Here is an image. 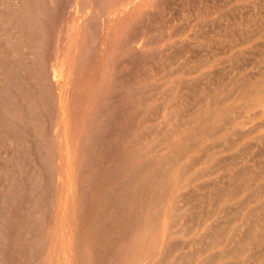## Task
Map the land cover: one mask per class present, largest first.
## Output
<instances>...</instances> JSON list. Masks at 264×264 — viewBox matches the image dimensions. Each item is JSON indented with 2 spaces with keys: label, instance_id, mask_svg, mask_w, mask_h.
I'll list each match as a JSON object with an SVG mask.
<instances>
[{
  "label": "rangeland",
  "instance_id": "1",
  "mask_svg": "<svg viewBox=\"0 0 264 264\" xmlns=\"http://www.w3.org/2000/svg\"><path fill=\"white\" fill-rule=\"evenodd\" d=\"M129 1L0 0V240L8 241V247L0 243V264L9 255L16 264L19 251L23 264H34L49 241L56 242V262H67L63 213L72 175L85 195L76 203L83 217L77 264H139L148 253L150 264H264V0ZM64 60L67 70L76 74L81 66L84 73L79 68L69 79L77 83L66 77L52 88L49 69ZM70 115L90 135L81 143L84 162L54 158V129L63 130ZM164 179L171 182L168 195L161 191ZM148 216L158 220L150 235ZM141 231L151 238L137 243ZM134 241L142 248L137 254Z\"/></svg>",
  "mask_w": 264,
  "mask_h": 264
},
{
  "label": "bare ground",
  "instance_id": "2",
  "mask_svg": "<svg viewBox=\"0 0 264 264\" xmlns=\"http://www.w3.org/2000/svg\"><path fill=\"white\" fill-rule=\"evenodd\" d=\"M108 1V0H107ZM112 1V0H111ZM130 1H132V0H130ZM129 1V2H130ZM135 1V0H134ZM15 2V1H14ZM17 2V1H16ZM39 2V1H38ZM116 2V1H115ZM136 2V1H135ZM55 3V2H54ZM78 3V2H77ZM99 4H100V2H98ZM104 3H105V1H104ZM123 2H121V4H122ZM126 3V2H125ZM6 4V3H5ZM4 4V5H5ZM13 4V3H12ZM20 4V3H19ZM30 4V3H29ZM27 5V4H26ZM123 5H124V3H123ZM136 5V4H135ZM13 6H14V4H13ZM31 6V5H30ZM44 6V5H43ZM126 6H128L127 4H126ZM2 7V6H1ZM123 7V6H122ZM132 7V6H131ZM14 8V7H13ZM124 8H125V6H124ZM11 9V8H10ZM15 9V8H14ZM22 9V8H21ZM20 9V10H21ZM24 9V8H23ZM82 9H83V7H82ZM117 9V8H116ZM17 10V9H16ZM19 10V9H18ZM96 10V9H95ZM9 11V10H8ZM129 11V10H128ZM24 12V11H23ZM137 12V11H136ZM16 13V12H15ZM118 13H119V10H118ZM4 15V14H3ZM25 15V14H24ZM100 15V14H99ZM21 16V15H20ZM20 16H19V18H20ZM115 16H116V14H115ZM35 17H37V16H35ZM117 17V16H116ZM15 18V17H14ZM23 19V18H22ZM93 19V18H92ZM1 20V19H0ZM14 20V19H13ZM97 20V19H96ZM11 21V20H10ZM9 21V22H10ZM29 21H30V19H29ZM51 21V20H50ZM89 21V20H88ZM2 22H4L3 20H2ZM26 22V21H25ZM31 22V21H30ZM33 23V22H32ZM87 23V22H86ZM5 24V23H4ZM10 24V23H9ZM19 24V23H18ZM45 24V23H44ZM6 25V24H5ZM8 25V24H7ZM24 25V24H23ZM34 25V24H33ZM85 26V25H84ZM4 27V26H3ZM88 28V27H87ZM48 29V28H47ZM82 30V29H81ZM88 31V30H87ZM3 32V31H2ZM82 32V31H81ZM22 33V32H21ZM2 34V33H1ZM48 34V33H47ZM17 35V34H16ZM22 35V34H21ZM92 35V34H91ZM4 36V35H3ZM81 36V35H80ZM87 35L85 34V37H86ZM118 36V35H117ZM134 37V36H133ZM77 38V37H76ZM33 39V38H32ZM31 39V40H32ZM91 39V38H90ZM109 39V38H108ZM4 40V39H3ZM82 40V39H81ZM84 40H85V38H84ZM114 40V39H113ZM9 41V40H8ZM25 41V40H24ZM30 41V40H29ZM74 41V40H73ZM108 41V40H107ZM115 41V40H114ZM33 42V41H32ZM140 42V41H139ZM139 42H137V45H139L138 43ZM61 43V42H60ZM142 43V42H141ZM14 44V43H13ZM19 44V43H18ZM74 44H76V43H74ZM93 44V43H92ZM40 45V44H39ZM65 45V44H64ZM107 45V44H106ZM133 45H136V42H134V44ZM15 46V45H14ZM20 46V45H19ZM22 46H24V45H22ZM70 46V45H69ZM77 46V45H76ZM132 46V45H131ZM84 47V46H83ZM82 47V48H83ZM138 47V46H137ZM9 48V47H8ZM27 48V47H26ZM46 48V47H45ZM38 49V48H37ZM79 49H81L80 48V46L79 47H77V50H79ZM85 49V48H84ZM140 49V48H139ZM59 50V49H58ZM76 50V51H77ZM114 51H115V48L113 49ZM117 50V49H116ZM122 50H123V48H122ZM72 51V50H71ZM87 51V50H86ZM138 51V50H137ZM10 52V51H9ZM17 52V51H16ZM35 52V51H34ZM61 52V51H60ZM80 52V51H79ZM33 53V52H32ZM76 53V52H75ZM88 52H86L85 54H84V52H83V54L84 55H89V54H87ZM109 53V56L112 54H110V52H108ZM15 54V53H14ZM34 54V53H33ZM59 54V53H58ZM152 54V53H151ZM7 55V54H6ZM79 55H80V53H79ZM83 55V56H84ZM32 56V55H31ZM38 56V55H37ZM85 56V57H86ZM113 57H114V53H113V55H112ZM34 57V56H33ZM32 57V58H33ZM59 57V56H58ZM80 57V56H79ZM85 57H82L83 59L85 58ZM88 57V56H87ZM111 57V56H110ZM113 57H111V59H113ZM13 58H14V55H13ZM25 58V57H24ZM23 58V59H24ZM75 58H76V56H75ZM89 58V57H88ZM65 59V58H64ZM22 60V59H21ZM33 60V59H32ZM57 60H59V59H57ZM77 60V59H76ZM85 60V59H84ZM88 59H86V61H87ZM89 60H90V58H89ZM88 60V61H89ZM158 60V59H157ZM18 61V60H17ZM27 61V60H26ZM80 61V60H79ZM109 61V60H108ZM70 62V61H69ZM73 62V61H72ZM71 62V63H72ZM81 62H83V61H81ZM80 62V63H81ZM64 63H66L65 62V60H64V62L61 64V65H59V63L57 62V63H55L54 62V64L52 65V68L51 69H49L50 70V79H49V81L51 80L52 81V88H54L55 86H60V84H61V82L62 81H64V80H69L70 78H72V76H74V75H76L77 73H79V68L81 67H79L78 68V72L75 74V69L73 68L72 70H67L64 66H65V64ZM83 63H85L86 64V62L84 61ZM83 63H82V66H83ZM8 64H9V62H8ZM67 64V63H66ZM70 64V63H69ZM153 64V63H152ZM6 65V64H5ZM4 65V66H5ZM75 65H76V63H75ZM79 65H81V64H79ZM183 65V64H182ZM10 66V65H9ZM8 66V67H9ZM28 67V66H27ZM108 67V66H107ZM187 67V66H186ZM25 68V67H24ZM40 68V67H39ZM47 68V67H46ZM81 68H83V67H81ZM80 68V69H81ZM117 68V67H116ZM157 68V67H156ZM160 68V67H159ZM14 69H16V68H14ZM42 69V68H41ZM70 69V68H69ZM107 69V68H106ZM20 70V69H19ZM43 70V69H42ZM48 70V71H49ZM74 70V71H73ZM83 69H81V72L80 73H84V71H82ZM84 70H85V68H84ZM116 70V69H115ZM13 71V70H12ZM87 71V70H86ZM119 71V70H118ZM5 72V71H4ZM20 72V71H19ZM45 72V71H44ZM3 75V74H2ZM16 75V74H15ZM19 75V74H18ZM22 75V74H21ZM41 76L43 75V74H40ZM40 75H38L39 77H41ZM3 76H5V75H3ZM3 76H1V77H3ZM8 76V75H7ZM11 76V75H10ZM66 77H67V79H66ZM80 76L78 75V78H79ZM5 78H6V76H5ZM43 78V77H42ZM82 78V77H81ZM75 79V78H74ZM76 79H77V77H76ZM104 79V78H103ZM114 79V78H113ZM72 81H75V80H73V78H72ZM113 81V80H112ZM67 82V81H66ZM69 82H70V80H69ZM68 82V83H69ZM245 82V81H244ZM248 82V81H247ZM10 83V82H9ZM51 83V82H50ZM73 83H77V81L76 82H73ZM72 83V84H73ZM23 84V83H22ZM70 84H71V82H70ZM71 84V85H72ZM126 84V83H125ZM133 84V83H132ZM1 85V84H0ZM11 85V84H10ZM38 85V84H37ZM69 85V84H68ZM71 85L70 86H68V88L70 87V89H71ZM86 85H87V83H86ZM204 85V84H203ZM2 86V85H1ZM75 86V84L73 85V87ZM117 86V85H116ZM127 86V85H126ZM133 86V85H132ZM18 87V86H17ZM67 87V86H66ZM11 88V87H10ZM42 88V87H41ZM75 88H76V86H75ZM101 88V87H100ZM151 88V87H150ZM4 89V88H3ZM6 89V88H5ZM69 89V90H70ZM140 89V88H139ZM145 89V88H144ZM147 89V88H146ZM173 89V88H172ZM261 89V88H260ZM49 90V89H48ZM51 90V89H50ZM49 90V91H50ZM31 91V90H30ZM54 91V90H53ZM169 91V90H168ZM23 92V91H22ZM44 92V91H43ZM70 92V91H69ZM68 92V93H69ZM72 92H73V89H72ZM80 92H82V91H80ZM98 92V91H97ZM100 92V91H99ZM212 92V91H211ZM11 93V92H10ZM25 93V92H24ZM23 93V94H24ZM38 93V92H37ZM40 93H41V91H40ZM61 93V92H60ZM65 93H66V91H65ZM117 93V92H116ZM122 93V92H121ZM78 94V93H77ZM255 94V93H254ZM260 94V93H259ZM258 94V95H259ZM25 95V94H24ZM23 95V96H24ZM118 95V94H117ZM155 95V94H154ZM22 96V94L20 95V97ZM26 96V95H25ZM35 96V95H34ZM4 98H5V96H3ZM2 97V98H3ZM8 97V96H7ZM48 97V96H47ZM153 97V96H152ZM172 97V96H171ZM248 97V96H247ZM256 97V96H255ZM10 98V97H9ZM23 98V97H22ZM29 98V97H28ZM69 98V97H68ZM79 98V97H78ZM8 99V98H7ZM24 100V99H23ZM52 100V99H51ZM264 100V99H263ZM75 101H76V99H75ZM141 101V100H140ZM143 101V100H142ZM253 101V100H252ZM256 101H257V99H256ZM13 102V101H12ZM34 102V101H33ZM36 102V101H35ZM42 102V101H41ZM54 102V101H53ZM260 102V101H259ZM9 103V102H8ZM24 103V102H23ZM47 103V102H46ZM75 103V102H74ZM111 103V102H110ZM115 103V102H114ZM262 103H263V105H264V102L262 101ZM262 103H260V104H262ZM71 104V103H70ZM103 104V103H102ZM22 105V104H21ZM67 105V104H66ZM89 105V104H88ZM247 105H248V107H249V103H247ZM255 105V104H254ZM17 106H19V105H17ZM31 106V105H30ZM53 106V105H52ZM72 106H73V103H72ZM77 106V105H76ZM75 106V108H77ZM100 106V105H99ZM168 106V105H167ZM251 106H252V104H251ZM10 107V106H9ZM16 107V106H15ZM32 107H33V105H32ZM35 107V106H34ZM66 107V106H65ZM87 107V106H86ZM142 107V106H141ZM242 107H245V105L244 106H242ZM259 107H260V105H259ZM4 108V107H3ZM27 108H29V107H27ZM74 108V107H73ZM100 108V107H99ZM139 108V107H138ZM195 108V107H194ZM264 108V107H263ZM14 109V108H13ZM32 109V108H31ZM71 109V108H70ZM112 109V108H111ZM244 109V108H243ZM9 110H10V108H9ZM35 110V109H34ZM47 110V109H46ZM80 110V109H79ZM89 110V109H88ZM104 110V109H103ZM125 110V109H124ZM228 110V109H227ZM28 111V110H27ZM73 111V110H72ZM75 111V110H74ZM99 111V110H98ZM101 111V110H100ZM184 111V110H183ZM245 111V110H244ZM255 111V110H254ZM256 111H258L257 109H256ZM20 112H22V111H20ZM19 112V113H20ZM112 112V111H111ZM119 112H121V111H119ZM18 113V112H17ZM30 113H32V112H30ZM36 113V112H35ZM48 113V112H47ZM74 113V112H73ZM79 113V112H78ZM94 113V112H93ZM115 113V112H114ZM134 113V112H133ZM214 113V112H213ZM228 113V112H227ZM231 113V112H230ZM62 114V113H61ZM67 114V113H66ZM80 114V113H79ZM84 114V113H83ZM89 114V113H88ZM111 114V113H110ZM263 114V113H262ZM14 115V114H13ZM16 115V114H15ZM32 115H33V113H32ZM39 115V114H38ZM37 115V116H38ZM81 115V114H80ZM96 115V114H95ZM121 115V114H120ZM141 115V114H140ZM212 115V114H211ZM223 115V114H222ZM227 115V114H226ZM20 116V115H19ZM45 116V115H44ZM86 116V115H85ZM92 116V115H91ZM115 116V115H114ZM125 116V115H124ZM16 117V116H15ZM70 118L68 119V123H67V125L63 128V130H62V127H60V124L58 125V127L57 128H55L54 129V131H55V136H54V138L52 139L54 142H56V146H57V144L59 145L57 148H56V151H54V152H56L55 153V155H54V158L56 157V159L58 158L59 160H74V159H79L80 157H83V156H81V143H83V139H84V135H85V133L86 134H88L89 132H87V129L84 127L85 125H86V123H84V126H82L81 128H78L77 126H74L73 124H72V120H73V116L72 115H70L69 116ZM102 117V116H101ZM118 117V116H117ZM140 117V116H139ZM80 118V117H79ZM79 118H77V119H79ZM92 118V117H91ZM103 118V117H102ZM107 118V117H106ZM134 118V117H133ZM219 118V117H218ZM8 119V118H7ZM17 119V118H16ZM97 119V118H96ZM104 119V118H103ZM110 119H111V117H110ZM112 119H114V118H112ZM116 119V118H115ZM118 119V118H117ZM150 119V118H149ZM220 119V118H219ZM234 119V118H233ZM19 120V119H18ZM36 120V119H35ZM34 120V121H35ZM62 120V119H61ZM207 120V119H206ZM218 120V119H217ZM224 120V119H223ZM44 121V120H43ZM75 121V120H74ZM82 121V120H81ZM103 121V120H102ZM132 121V120H131ZM150 121V120H149ZM186 121V120H185ZM54 122V121H53ZM94 122V121H93ZM216 122V121H215ZM231 122H232V120H231ZM5 123V122H4ZM27 123V122H26ZM32 123V122H31ZM37 123H39V122H37ZM59 123V122H58ZM63 124H64V122H62ZM83 123V122H82ZM81 123V124H82ZM90 123L91 122H89V125H90ZM7 124V123H6ZM5 124V125H6ZM16 124V123H15ZM18 124V123H17ZM80 124V125H81ZM112 124V123H111ZM14 125V124H13ZM28 125V124H27ZM62 125V124H61ZM75 125H76V123H75ZM79 125V126H80ZM88 125V124H87ZM128 125V124H127ZM141 125V124H140ZM190 125V124H189ZM213 125V124H212ZM32 126H33V123H32ZM37 126V125H36ZM101 126V125H100ZM165 126V125H164ZM254 126V125H253ZM38 127V126H37ZM88 127V126H87ZM91 127V126H90ZM129 127V126H128ZM263 127V126H262ZM6 128H8V127H6ZM36 128V127H35ZM39 128V127H38ZM118 128V127H117ZM22 129V128H21ZM180 129V128H179ZM3 130V129H2ZM7 130V129H6ZM52 130V129H51ZM89 130H91V129H89ZM88 130V131H89ZM100 130V129H99ZM130 130V129H129ZM199 130V129H198ZM225 130V129H224ZM35 131V130H34ZM94 131V130H93ZM32 132V131H31ZM36 132V131H35ZM34 132V133H35ZM7 133V132H6ZM14 133V132H13ZM33 133V132H32ZM40 133V132H39ZM38 133V134H39ZM104 133V132H103ZM124 133V132H123ZM128 133V132H127ZM167 133V132H166ZM243 133V132H242ZM247 133V132H246ZM253 133V132H252ZM12 134V133H11ZM112 134H114V133H112ZM204 134V133H203ZM212 134H213V132H212ZM235 134V133H234ZM245 134V133H244ZM18 135V134H17ZM103 135V134H102ZM217 135V134H216ZM248 135V134H247ZM28 136V135H27ZM85 136H90V135H85ZM197 136V135H196ZM206 136V135H205ZM208 136V135H207ZM1 137H2V135H1ZM7 137V136H6ZM25 137V136H24ZM29 137V136H28ZM39 138H40V136H38ZM47 137V136H46ZM110 137V136H109ZM204 137V136H203ZM215 137V136H214ZM98 138H100V137H98ZM20 139V138H19ZM31 139V138H30ZM41 139V138H40ZM86 139H88V138H86ZM107 139V138H106ZM233 139V138H232ZM28 140V139H27ZM51 140V141H52ZM89 140V139H88ZM101 140V139H100ZM109 140V139H108ZM145 140V139H144ZM166 140V139H165ZM187 140V139H186ZM202 140V139H201ZM10 141V140H9ZM231 141V140H230ZM85 142H87L86 140H85ZM85 142H84V144H82V145H85ZM91 142V141H90ZM100 142V141H99ZM120 142V141H119ZM139 142V141H138ZM165 142V141H164ZM179 142V141H178ZM191 142V141H190ZM12 143V142H11ZM114 143V142H113ZM204 143V142H203ZM220 143V142H219ZM18 144V143H17ZM29 144V143H28ZM87 144V143H86ZM100 144V143H99ZM149 144V143H148ZM184 144V143H183ZM199 144V143H198ZM201 144V143H200ZM9 145V144H8ZM89 145V144H88ZM98 145V144H97ZM115 145V144H114ZM191 145V144H190ZM3 146V145H2ZM21 146V145H20ZM26 146V145H25ZM52 146H54L55 147V145H54V143H53V145ZM99 146V145H98ZM184 146V145H183ZM83 147H85V146H83ZM82 147V148H83ZM95 147V146H94ZM101 147V146H100ZM99 147V148H100ZM131 147V146H130ZM190 147V146H189ZM194 147V146H193ZM192 147V148H193ZM22 148H23V146H22ZM200 148V147H199ZM206 148V147H205ZM45 149V148H44ZM49 149V148H48ZM51 149V148H50ZM54 149V148H53ZM182 149V148H181ZM211 149V148H210ZM8 150V149H7ZM43 150V149H42ZM90 150V149H89ZM171 150V149H170ZM36 151H38V150H36ZM122 151V150H121ZM120 151V152H121ZM137 151V150H133L132 152H133V154H136L135 152ZM153 151V150H152ZM180 151V150H179ZM28 152V151H27ZM43 152V151H42ZM47 152V151H46ZM96 152V151H95ZM131 151H130V153H132ZM26 153V152H25ZM32 153V152H31ZM86 153V152H85ZM84 153V154H85ZM100 153V152H99ZM170 153V152H169ZM174 153H175V151H174ZM177 153H179L180 154V156H181V153L180 152H177ZM54 154V153H53ZM125 154V153H124ZM123 154V155H124ZM139 153H137V155H138ZM168 154V153H167ZM167 154H165V156H167ZM185 154V153H184ZM211 154V153H210ZM86 155V154H85ZM93 155H95V154H93ZM93 155H92V157H93ZM125 155H127V154H125ZM124 155V156H125ZM140 155V154H139ZM138 155V156H139ZM142 155V154H141ZM169 155V154H168ZM31 156V155H30ZM122 157V159L123 158H125V157ZM130 155H128V157H129ZM132 157H135L136 155H131ZM129 157V158H131L132 159V157ZM146 156V155H145ZM170 156H171V154H170ZM172 156H175V155H172ZM176 156H179V155H176ZM117 157V156H116ZM168 157V156H167ZM187 157V156H186ZM4 158V157H3ZM10 158H12V157H10ZM42 158V157H41ZM88 158V157H87ZM164 158V157H163ZM169 158V157H168ZM197 158V157H196ZM219 158V157H218ZM217 158V159H218ZM15 159V158H14ZM84 159H85V156H84ZM83 159V160H84ZM92 159V158H91ZM97 159V158H96ZM148 159V158H147ZM154 159V158H153ZM165 159V158H164ZM170 159V158H169ZM176 159H178V158H176ZM182 159V158H181ZM80 160L82 161V159L80 158ZM94 160V159H93ZM120 160V159H119ZM168 160V159H167ZM198 160V159H197ZM4 161V160H3ZM2 161V162H3ZM16 161V160H15ZM56 161V160H55ZM80 161V162H81ZM166 161V160H165ZM171 161V160H170ZM173 161V160H172ZM44 162V161H43ZM82 162H84V161H82ZM140 162V161H139ZM144 162H146V161H144ZM155 162V161H154ZM169 162V161H168ZM174 162V161H173ZM88 163H90V162H88ZM112 163V162H111ZM115 163H116V160H115ZM119 163H120V161H119ZM122 163V162H121ZM120 163V164H121ZM127 163H128V161H127ZM129 163H131V162H129ZM151 163V164H150ZM150 163H149V165L151 166L152 165V163L153 162H151L150 161ZM202 163H204V162H202ZM226 163V162H225ZM33 164H35V163H33ZM45 164V163H44ZM50 164V163H49ZM67 164H69V163H67ZM136 164V163H135ZM140 164V163H139ZM165 164H167V161H166V163ZM170 164H171V162H170ZM214 164V163H213ZM20 165V164H19ZM56 165H57V163H56ZM59 166H61V163L59 162V164H58ZM126 165V164H125ZM128 165V164H127ZM145 165L146 166H149L148 165V163L146 164L145 163ZM144 165V166H145ZM153 165H154V163H153ZM164 165V164H163ZM174 165V164H173ZM176 165V164H175ZM200 165V164H199ZM2 166V165H1ZM23 166V165H22ZM44 166H46V165H44ZM81 166H82V163H81ZM136 166V165H135ZM138 166H140V165H138ZM143 166V167H144ZM187 166V165H186ZM9 167V166H8ZM21 167V166H20ZM41 167V166H40ZM43 167V166H42ZM56 167V166H55ZM68 167V166H67ZM69 167H70V165H69ZM83 167V166H82ZM141 167V166H140ZM142 167V168H143ZM153 166H151V168H152ZM154 167H155V165H154ZM166 167V166H165ZM164 167V168H165ZM169 167V166H168ZM172 167V166H171ZM190 167V166H189ZM195 167V166H194ZM2 168V167H1ZM14 168V167H13ZM57 168V167H56ZM90 168V167H89ZM150 168V171H152V169ZM163 168V167H162ZM175 168V167H174ZM192 168V167H191ZM24 169V168H23ZM52 169V168H51ZM80 169L82 170V168L80 167ZM146 169H149V168H146ZM168 169V168H167ZM173 169V168H172ZM220 169V168H219ZM27 170V169H26ZM43 170V169H42ZM46 170V169H45ZM63 170V169H62ZM81 170H80V172H81ZM124 171H125V169H123ZM131 170V169H130ZM135 170V169H134ZM137 170V169H136ZM135 170V171H136ZM143 170V169H142ZM141 170V171H142ZM170 170V172H169V174L170 173H172L171 172V168L169 169ZM175 170V169H174ZM173 170V171H174ZM4 171H5V169H4ZM24 171V170H23ZM59 171V170H58ZM79 171V170H78ZM144 171H146V170H144ZM149 171V172H150ZM157 171V170H156ZM156 171H153V172H156ZM168 171V170H167ZM61 172V171H60ZM65 172V171H64ZM79 172V173H80ZM120 172V171H119ZM129 172V171H128ZM143 172V171H142ZM148 172V173H149ZM198 172V171H197ZM20 173V172H19ZM90 173V172H89ZM106 173V172H105ZM118 173V172H117ZM140 173V172H139ZM187 173V172H186ZM24 174H26V173H24ZM34 174H35V172H34ZM38 174V173H37ZM67 174H68V172H67ZM123 174H124V172H123ZM133 175H134V172L132 173ZM137 174V173H136ZM155 174H157V173H155ZM173 174V173H172ZM52 175V174H51ZM78 175V174H77ZM138 175V174H137ZM136 175V176H137ZM176 175V174H175ZM6 176V175H5ZM39 176V175H38ZM63 176V175H62ZM79 176V175H78ZM112 176V175H111ZM119 176H121L120 174H119ZM132 176V175H131ZM151 176L153 177V175H150L149 174V176H147V179H146V183L148 182V181H150V182H152L151 180L153 179H151ZM171 176V175H170ZM173 176V175H172ZM177 176V175H176ZM175 176V177H176ZM193 176H194V174H193ZM20 177H22V176H20ZM26 177V176H25ZM36 177V176H35ZM103 177V176H102ZM108 177V176H107ZM145 177V176H144ZM150 177V178H149ZM198 177V176H197ZM253 177V176H252ZM28 178V177H27ZM40 178V177H39ZM74 178H76V181H75V183H74ZM77 178L78 177H76V176H74V175H72L70 178H69V180H72V183L70 184L73 188H72V193L70 192V194H69V196H68V204H67V207H66V209L64 210V213H63V218H64V222H65V226H66V228H65V230H66V235H67V237L69 238V243H70V248L67 250V251H62V254H63V256L65 255H67V257H63L65 260H67V262L66 263H64V264H77V261L80 259V251L82 250L81 248H83L81 245H80V238H81V232H79L78 231V225H79V223L82 221V215H80V211L79 210H81L80 209V207H77V205H76V203L77 202H82L83 200H81L82 198L83 199H85L84 198V194H83V192L81 191L82 189V187L80 186V189H79V193L80 192H82V196L80 195V194H78V189H77V182H78V180H77ZM80 178V177H79ZM87 178V177H86ZM110 178V177H109ZM114 179H115V176L113 177ZM148 178L150 179V180H148ZM155 178V177H154ZM164 178V177H163ZM162 178V179H163ZM173 178V177H172ZM29 179V178H28ZM27 179V180H28ZM35 179V178H34ZM43 179V178H42ZM64 178H62L61 180H63ZM162 179H161V181H162ZM179 179V178H178ZM195 179V178H194ZM251 179V178H250ZM6 180V179H5ZM24 180V179H23ZM135 180V179H134ZM145 180V179H144ZM173 180V179H172ZM176 180H177V178H176ZM30 181V180H29ZM33 181V180H32ZM35 181H37V180H35ZM38 181H40V180H38ZM80 181V180H79ZM84 181V180H83ZM156 181V180H155ZM160 181V182H161ZM179 181H181V180H179ZM23 182V181H22ZM57 182H58V180H57ZM88 182V181H87ZM133 182H136V181H133ZM145 182V181H144ZM150 182H148L149 184H150ZM158 182V181H157ZM8 183V182H7ZM80 183V182H79ZM119 183H120V181H119ZM122 183V182H121ZM120 183V184H121ZM156 183V182H155ZM172 183H174V181H172ZM247 183V182H246ZM25 184V183H24ZM31 184V183H30ZM52 184H53V182H52ZM104 184H106V183H104ZM118 184V183H117ZM149 184H148V188H150V186H149ZM161 184V183H160ZM170 184H171V182L170 181H167V180H165L164 179V186L162 187L163 188V190H161V191H163V193L161 192V191H159V194L160 195H164V193H165V195H168L169 194V192H167V191H170ZM174 184H176V182L174 183ZM190 184V183H189ZM193 184V183H192ZM43 185V184H42ZM56 185H58L57 183H56ZM55 185V186H56ZM63 185H64V187L66 188L67 186H66V183H65V181L63 180ZM81 185V184H80ZM84 185V184H83ZM151 185V184H150ZM156 185V184H155ZM8 186V185H7ZM40 186V185H39ZM45 186V185H44ZM104 186V185H103ZM121 186V185H120ZM132 186H134V185H132ZM153 186V185H152ZM161 186V185H160ZM177 186V185H176ZM42 187V186H41ZM47 187V186H46ZM54 187V186H53ZM63 187V188H64ZM100 187V186H99ZM155 187V186H154ZM158 187V186H157ZM206 187V186H205ZM4 188V187H3ZM56 188H58L57 186H56ZM90 188V187H89ZM92 188V187H91ZM128 188V187H127ZM132 188H136L135 186L134 187H132ZM131 188V189H132ZM174 188V187H173ZM32 189H33V187H32ZM41 189V188H40ZM100 189V188H99ZM112 189H113V187H112ZM10 190V189H9ZM43 190V189H42ZM46 190V189H45ZM52 190V189H51ZM92 190V189H91ZM114 190V189H113ZM118 190V189H117ZM117 190H115V191H117ZM191 190V189H190ZM17 191V190H16ZM20 191V190H19ZM68 191V190H67ZM84 191V190H83ZM100 191V190H99ZM114 191V192H115ZM129 191H131V190H129ZM152 191H155V190H152ZM236 191V190H235ZM7 192V191H6ZM30 192V191H29ZM46 192V191H45ZM85 192V191H84ZM92 192V191H91ZM13 193V192H12ZM18 193V192H17ZM27 193V192H26ZM32 193H34V192H31V195H32ZM38 193V192H37ZM110 193H112V192H110ZM126 193V192H125ZM130 193H132V192H130ZM152 193V192H151ZM151 193H149V195L151 194ZM156 193H157V190H156ZM162 193V194H161ZM167 193V194H166ZM30 194V193H29ZM28 194V195H29ZM103 194V193H102ZM123 194V193H122ZM136 194V193H135ZM253 194V193H252ZM6 195V194H5ZM10 195H11V190H10ZM64 195V194H63ZM80 195V196H79ZM101 195V194H100ZM110 195H112V194H110ZM134 195V194H133ZM143 195V194H142ZM16 196H18V195H16ZM53 196V195H52ZM51 196V197H52ZM137 196V195H136ZM158 196V195H157ZM3 197V196H2ZM78 197H82L80 200L78 199ZM87 197V196H86ZM106 197V196H105ZM154 197V196H153ZM162 197V196H161ZM160 197V198H161ZM165 197V196H164ZM4 198V197H3ZM2 198V199H3ZM14 198V197H13ZM16 198V197H15ZM14 198V199H15ZM50 198V197H49ZM107 198V197H106ZM124 198H126V196L124 197ZM128 198V197H127ZM158 198V197H157ZM159 198V199H160ZM5 199V198H4ZM13 199V200H14ZM33 199V198H32ZM36 199V198H35ZM34 199V200H35ZM147 199V198H146ZM154 199V198H153ZM157 200V201H160V200ZM162 199H164L163 197H162ZM6 200V199H5ZM11 200V199H10ZM21 200V199H20ZM111 200V199H110ZM152 200V199H151ZM164 200H166V199H164ZM164 200H163V202H164ZM170 200V199H169ZM8 201H9V199H8ZM66 201V202H67ZM85 201V200H84ZM83 201V202H84ZM112 201V200H111ZM142 201V200H141ZM155 201V200H154ZM2 202V201H1ZM22 202V201H21ZM65 202V203H66ZM103 202V201H102ZM107 202V201H106ZM110 202V201H109ZM144 202V201H143ZM149 202V201H148ZM173 202V201H172ZM121 203V202H120ZM162 203V202H161ZM182 203V202H181ZM6 204V203H5ZM35 204H37V203H35ZM34 204V205H35ZM40 204V203H39ZM80 204H82V203H80ZM84 204V203H83ZM101 204V203H100ZM144 204H146V203H144ZM166 204V203H165ZM164 204V205H165ZM171 204V203H170ZM4 205V204H3ZM57 205H58V203H57ZM147 205V204H146ZM7 206V205H6ZM21 206V205H20ZM30 206V205H29ZM37 206V205H36ZM48 206V205H47ZM62 206V205H61ZM80 206V205H79ZM82 206V205H81ZM148 206H150V205H148ZM31 207V206H30ZM105 207V206H104ZM25 208H26V206H25ZM24 208V209H25ZM31 208H35V207H31ZM55 208V207H54ZM61 208V207H60ZM78 208H79V210H78ZM136 208V207H135ZM151 208H152V206H151ZM172 208V207H171ZM46 209V208H45ZM85 209V208H84ZM161 209V208H160ZM169 209V208H168ZM179 209V208H178ZM8 210V209H7ZM28 210V209H27ZM38 210H39V208H38ZM131 210H133V209H131ZM171 210V209H170ZM215 210V209H214ZM4 211H6V210H4ZM9 211V210H8ZM31 211V210H30ZM37 211V210H36ZM137 211V210H136ZM135 211V212H136ZM143 211V210H142ZM150 211H151V209H150ZM150 211H149V213H150ZM160 211V210H159ZM163 211V210H162ZM173 211V210H172ZM28 212H29V210H28ZM53 212H54V210H53ZM123 212V211H122ZM152 212V211H151ZM157 212H158V210H157ZM188 212V211H187ZM0 213H2V210H0ZM7 213V212H6ZM41 213V212H40ZM40 213H37L38 214V216L40 215ZM44 213V212H43ZM117 213V212H116ZM210 213V212H209ZM37 214L35 213L34 215L35 216H37ZM153 214V213H152ZM152 214H150V215H152ZM167 214H168V211H167ZM23 215V214H22ZM155 215V214H154ZM157 215V214H156ZM159 215V214H158ZM14 216V215H13ZM27 216H28V218H30L29 220H31V216H32V213L30 212V213H28L27 214ZM114 216V215H113ZM135 217H136V215H134ZM134 216H132V217H134ZM141 216V215H140ZM164 216H165V214H164ZM173 216V215H172ZM1 217V216H0ZM93 217V216H92ZM142 217V216H141ZM145 217V216H144ZM160 217V216H159ZM3 218V217H2ZM1 218V219H2ZM7 218V217H6ZM28 218H27V220H28ZM34 218L35 217H33L32 219H33V221H34ZM86 218V217H85ZM84 218V219H85ZM147 218H149V220L150 219H152V220H150V222H149V228H148V230H147V232H146V234L149 232V229L150 230H154V231H156L155 229H157V228H155L156 227V223H158V220L156 219L157 217L156 216H152L151 218L148 216ZM168 218H169V216H168ZM219 218V217H218ZM0 219V220H1ZM8 219V218H7ZM15 219V218H14ZM36 219H38V217L36 218ZM134 219V218H133ZM140 219V218H139ZM160 219V218H159ZM17 220V219H16ZM101 220V219H100ZM107 220V219H106ZM105 220V221H106ZM123 220V219H122ZM148 220V219H147ZM157 220V221H156ZM171 219H169V221H170ZM36 221H38V220H36ZM35 221V222H36ZM45 221V220H44ZM85 221V220H84ZM83 221V222H84ZM124 221V220H123ZM135 221V220H134ZM4 222V221H3ZM2 222V223H3ZM7 223H8V221H6ZM17 222V221H16ZM25 222V221H24ZM136 222V221H135ZM134 222V223H135ZM93 223V222H92ZM96 223V222H95ZM133 223V224H134ZM9 224V223H8ZM13 224V223H12ZM30 224H32V223H30ZM35 224V223H34ZM37 224V223H36ZM81 224V223H80ZM132 224V223H131ZM136 224V223H135ZM10 225V224H9ZM40 225V224H39ZM97 225V224H96ZM102 225V224H101ZM114 225V224H113ZM137 225H138V223H137ZM146 225L148 226V224L146 223ZM12 226V225H11ZM24 226H25V224H24ZM59 226V225H58ZM121 226V225H120ZM139 226V225H138ZM1 227V226H0ZM3 227V226H2ZM14 227V226H13ZM26 227V226H25ZM35 227V226H34ZM33 227V228H34ZM60 227V226H59ZM58 227V228H59ZM80 228H81V226H79ZM83 227V226H82ZM21 228V227H20ZM32 228V227H31ZM42 228H43V226H42ZM78 228V229H77ZM117 228V227H116ZM135 225H134V227L132 228V230H131V232L133 231V229H134V232H135ZM2 229V228H1ZM0 229V230H1ZM5 229V228H4ZM11 229V228H10ZM24 229V228H23ZM27 229V228H26ZM25 229V230H26ZM53 229H54V227H53ZM97 229H98V227H97ZM102 229V228H101ZM144 228H142L141 230H143ZM144 229V230H145ZM15 230V229H14ZM37 230H39V229H37ZM56 230V229H55ZM128 230V229H127ZM24 231V230H23ZM39 231H41V230H39ZM194 231V230H193ZM199 231V230H198ZM3 232V231H2ZM6 232H7V230H6ZM26 231H24L23 233H25ZM36 232V231H35ZM34 232V233H35ZM47 233L49 232V230L48 231H46ZM45 232V233H46ZM56 232H57V230H56ZM144 232V234H142ZM4 233V232H3ZM2 233V234H3ZM33 233V232H32ZM31 233V234H32ZM33 233V234H34ZM42 233V232H41ZM46 233V234H47ZM50 233V232H49ZM48 233V234H49ZM152 233V232H151ZM199 233V232H198ZM22 234V233H21ZM47 234V235H48ZM58 234H60V232H58ZM82 234H83V232H82ZM108 234V233H107ZM118 234V233H117ZM137 234H140L138 237H136L137 239H136V241H137V243H138V240H140L139 238H143V235L145 236V231H141L140 233H137ZM136 234V235H137ZM149 235H150V233H148ZM225 234V233H224ZM0 235H1V232H0ZM25 235H26V233H25ZM25 235H20L21 237H23V236H25ZM35 235V234H34ZM47 235H45V237L47 236ZM148 235V237L147 236H145L146 237V239L148 238V239H150L151 237ZM202 235V234H201ZM206 235V234H205ZM3 236H5V235H3ZM2 235H1V237H3ZM19 236V235H18ZM44 236V235H43ZM60 236V235H59ZM98 236V235H97ZM132 236V235H131ZM251 236V235H250ZM26 237H28V235H26ZM49 237H50V234H49ZM64 237H65V235H64ZM7 238V237H6ZM5 238V239H6ZM9 238V237H8ZM7 238V239H8ZM19 238V237H18ZM42 238V237H41ZM47 238V237H46ZM96 238V237H95ZM132 238V237H131ZM2 239V241L0 242V243H2V242H4L5 243V241H4V239L3 238H1ZM6 239V240H7ZM29 239V238H28ZM111 239V238H110ZM130 239V238H129ZM143 239H145V238H143ZM145 239V240H146ZM256 239V238H255ZM24 240H26V239H24ZM37 240V238L34 240V242ZM49 240V239H48ZM66 240H68V239H66ZM83 240V239H82ZM134 240V239H133ZM39 241V240H38ZM58 241V240H57ZM92 241V240H91ZM100 241H102L101 239H100ZM130 241H131V239H130ZM136 241H134L135 242V244L133 243L132 244V246H131V248L132 247H134L132 250H133V252L135 253V254H137L138 252H136L137 251V247H136ZM144 241V240H143ZM143 241H141L142 243H144ZM25 242V241H24ZM46 242V241H45ZM93 242V241H92ZM96 242V241H95ZM113 242V241H112ZM128 242H129V240H128ZM132 242V241H131ZM4 243L2 244V245H4ZM8 243V241L5 243V245ZM43 243H44V241H43ZM47 243V245H45V244H43L44 245V247L46 246V249H47V254H46V256L44 257L43 256V258L40 260V259H37L36 258V260L34 261V264H60L59 263V261H57L56 262V242H54V241H49V243L48 242H46ZM142 243H140V244H142ZM148 243V242H147ZM155 243V242H154ZM12 244V243H11ZM31 244V243H30ZM103 244V243H102ZM125 244V243H124ZM145 244H146V242H145ZM252 244V243H251ZM256 244V243H255ZM35 245H37L38 246V244L36 243ZM34 245V246H35ZM61 245H63V244H61ZM60 245V246H61ZM131 245V244H130ZM137 245H139V244H137ZM152 245V244H151ZM37 246H35V247H37ZM41 246V245H40ZM99 246V245H98ZM110 246V245H109ZM139 246H141V245H139ZM2 247V246H1ZM0 247V249L2 250V249H5V247L4 248H1ZM7 247H8V244H7ZM21 247H23V245L21 244ZM62 247V246H61ZM100 247V246H99ZM127 247V246H126ZM144 247V246H143ZM155 247V246H154ZM17 248V247H16ZM31 248H33L32 246H31ZM96 248V247H95ZM137 248V249H136ZM151 248V247H150ZM23 249V248H22ZM21 249V250H22ZM26 249V248H25ZM34 249V248H33ZM42 249H43V247H42ZM130 249V248H129ZM136 251H135V250ZM141 250H142V248H140ZM140 249H138V250H140ZM146 249V248H145ZM7 250V249H6ZM32 250V249H31ZM30 250V252H31V254H32V251ZM132 250H130L131 251V254L133 253L132 252ZM140 250V251H141ZM226 250V249H225ZM2 251H4V250H2ZM2 251H0V252H2ZM9 251V250H8ZM8 251H5V252H8ZM25 251V250H24ZM44 251V250H43ZM42 251V252H43ZM83 251V250H82ZM81 251V252H82ZM139 251V252H140ZM150 251H152V250H149V252ZM200 251V250H199ZM16 252V251H15ZM15 252L13 253V256H14V258L16 257V255L18 254V256H19V258H18V260H17V263L16 264H21L22 262V260H23V257H22V255H20V251L19 252H16L17 254H15ZM34 252H35V250H34ZM33 252V253H34ZM38 252V251H37ZM102 252V251H101ZM143 252H144V248H143ZM148 252V251H147ZM3 253V252H2ZM27 253V252H26ZM39 253V252H38ZM104 253V252H103ZM107 253V252H106ZM124 253V252H123ZM130 253V252H129ZM7 254V253H6ZM5 254V255H6ZM28 254V253H27ZM43 254V253H42ZM105 254V253H104ZM131 254H129V256H128V258H130V255ZM134 254V255H135ZM146 254V253H145ZM165 254V253H164ZM0 255H1V253H0ZM33 255V254H32ZM40 255V254H39ZM151 255L152 254H146V256L143 258V260L142 261H140L139 262V264H150L151 263ZM10 256V255H9ZM9 256H6V260L4 261V263L6 264H11V262H10V258H9ZM37 256V255H36ZM98 256H99V254H98ZM97 256V257H98ZM1 258H0V261L1 260H3V255L2 256H0ZM26 257V256H25ZM32 257V256H31ZM60 257V256H59ZM182 257V256H181ZM30 258V257H29ZM33 258V257H32ZM108 258V257H107ZM114 258V257H113ZM15 259H17V258H15ZM32 260V259H31ZM30 260V261H31ZM61 260V259H60ZM87 260V259H86ZM91 260V259H90ZM15 261V260H14ZM24 261V260H23ZM64 261V260H63ZM62 261V262H63ZM80 261V260H79ZM96 261V260H95ZM126 261V260H125ZM129 261V260H128ZM134 261V260H133ZM118 262V261H117ZM32 263V262H31ZM123 263V262H122ZM128 263V262H127ZM130 263H132V262H130ZM13 264V263H12ZM23 264V263H22ZM63 264V263H62ZM79 264V263H78ZM80 264H82V262L80 263ZM201 264V263H200Z\"/></svg>",
  "mask_w": 264,
  "mask_h": 264
}]
</instances>
